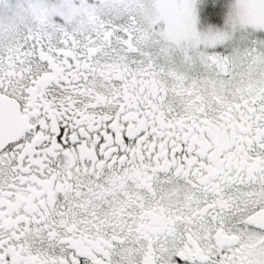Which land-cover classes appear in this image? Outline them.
I'll return each instance as SVG.
<instances>
[{
  "label": "snow or ice",
  "instance_id": "snow-or-ice-1",
  "mask_svg": "<svg viewBox=\"0 0 264 264\" xmlns=\"http://www.w3.org/2000/svg\"><path fill=\"white\" fill-rule=\"evenodd\" d=\"M0 264H264V0H0Z\"/></svg>",
  "mask_w": 264,
  "mask_h": 264
}]
</instances>
